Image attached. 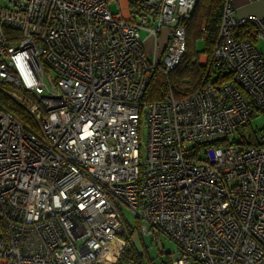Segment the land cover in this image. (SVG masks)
<instances>
[{"label": "built area", "instance_id": "1", "mask_svg": "<svg viewBox=\"0 0 264 264\" xmlns=\"http://www.w3.org/2000/svg\"><path fill=\"white\" fill-rule=\"evenodd\" d=\"M195 1L0 0V94L34 124L0 104V264H115L125 209L174 242L170 264H264V128L242 143L264 116V17L226 0L209 64L232 81L141 102Z\"/></svg>", "mask_w": 264, "mask_h": 264}, {"label": "trees", "instance_id": "2", "mask_svg": "<svg viewBox=\"0 0 264 264\" xmlns=\"http://www.w3.org/2000/svg\"><path fill=\"white\" fill-rule=\"evenodd\" d=\"M225 1H195L191 12L183 22L185 28V52L183 56L179 63L169 71L167 76L163 74L162 67L158 63L157 69L154 71L143 91L141 97L142 103L162 100L168 94H171L176 100H182L190 96L202 82L219 83L232 81L230 72L217 68L211 63L209 64V61L205 66L201 65L198 61L201 54H206L208 58L211 56ZM252 28V23L239 26L236 30L237 37H250ZM199 39H203V48L201 50L196 49L195 46L196 41ZM0 104L7 110L12 111L27 125H34L25 110L9 97L0 94ZM249 124L250 121L247 123V126ZM222 143L223 141H217L214 144L220 145ZM242 143L244 146L257 144L254 130H249L248 138H244ZM124 226L126 231L123 235L125 243L115 264H126L128 261L145 264L143 261L144 250L140 245L138 232L129 227L126 222ZM162 252L163 249L160 250V253ZM166 264H170L169 256Z\"/></svg>", "mask_w": 264, "mask_h": 264}, {"label": "rangeland", "instance_id": "3", "mask_svg": "<svg viewBox=\"0 0 264 264\" xmlns=\"http://www.w3.org/2000/svg\"><path fill=\"white\" fill-rule=\"evenodd\" d=\"M112 11H114V4L111 5ZM257 47L264 51V41L257 40ZM196 49L201 50L203 48V39L196 41ZM147 46V50H149ZM206 55V54H205ZM199 56V63L201 65H207L209 58L206 55ZM205 57V58H204ZM248 130H254L255 134H259V131L264 128V116L255 115L250 120L248 125ZM140 139L142 144H145L147 141V129L144 123L141 126L140 130ZM125 222L127 225L138 232V237L140 236V245L144 250L143 261L145 264H166L169 259L171 260V251L175 249V244L164 234H160L159 238L154 239L149 223L144 219H137L133 212L125 209ZM126 233V231H125ZM160 248V249H159ZM163 249V252L160 253V250Z\"/></svg>", "mask_w": 264, "mask_h": 264}, {"label": "crops", "instance_id": "4", "mask_svg": "<svg viewBox=\"0 0 264 264\" xmlns=\"http://www.w3.org/2000/svg\"><path fill=\"white\" fill-rule=\"evenodd\" d=\"M232 5L234 6L237 15L255 14L259 17H264V0H232ZM256 41L257 40L254 41L255 45L258 43ZM202 55L205 54H201L200 58ZM194 264L203 263L197 262Z\"/></svg>", "mask_w": 264, "mask_h": 264}]
</instances>
